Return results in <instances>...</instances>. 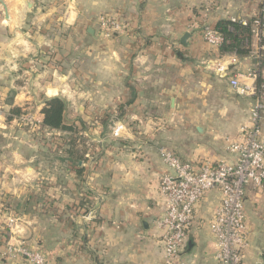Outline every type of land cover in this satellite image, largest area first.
Listing matches in <instances>:
<instances>
[{
  "label": "crops",
  "instance_id": "obj_1",
  "mask_svg": "<svg viewBox=\"0 0 264 264\" xmlns=\"http://www.w3.org/2000/svg\"><path fill=\"white\" fill-rule=\"evenodd\" d=\"M262 3L0 0V264H28L4 255L20 243L41 250L49 264H169L158 224L167 206L161 178L171 172L162 150L197 163L234 162L229 144L252 125L257 97L239 94L230 79L264 80L256 31L249 53L221 54L203 28L233 17L249 22ZM102 14L125 30L107 36ZM53 97L66 101L73 120H91L94 139L85 143L80 171L58 141L44 140L45 132L60 133L42 123ZM32 114L34 125L23 119ZM118 121L125 128L114 137ZM220 200L215 187L199 202L183 263L218 264L210 221ZM11 212L17 221L9 226ZM245 212V264H264V189L248 188Z\"/></svg>",
  "mask_w": 264,
  "mask_h": 264
},
{
  "label": "built area",
  "instance_id": "obj_2",
  "mask_svg": "<svg viewBox=\"0 0 264 264\" xmlns=\"http://www.w3.org/2000/svg\"><path fill=\"white\" fill-rule=\"evenodd\" d=\"M232 20L237 19L233 17ZM98 21L107 36L120 33L126 28L122 21L107 14L99 16ZM254 22V29L264 45V0L261 12L254 18ZM203 38L215 46L224 41L223 35L211 25L204 26ZM230 85L241 95L255 94L257 97L251 109L252 125L244 127L229 144V150L237 154L234 162L220 160L197 163L181 158L172 150L163 149L161 152L164 162L171 168V172L165 173L161 178L160 191L166 198L167 206L163 218L158 222L164 231V255L169 264H185L180 257L186 246L197 206L206 193L215 187L221 191V200L210 221V229L217 241V262L245 264L244 253L249 233L245 197L250 186L264 189V80L251 86L234 77L230 79ZM23 119L33 122L31 115H24ZM124 128L123 122H116L112 135L121 137ZM16 221L15 213H9V226ZM4 255L10 258L22 256L28 264H49L41 250L25 243L8 244Z\"/></svg>",
  "mask_w": 264,
  "mask_h": 264
},
{
  "label": "trees",
  "instance_id": "obj_3",
  "mask_svg": "<svg viewBox=\"0 0 264 264\" xmlns=\"http://www.w3.org/2000/svg\"><path fill=\"white\" fill-rule=\"evenodd\" d=\"M254 19L250 20L246 24L240 21L233 20H221L216 29L223 35L224 41L219 45L220 53L236 52L238 54H246L251 51V37L255 32ZM123 104L120 106L122 107ZM66 101L61 97H53L46 100V104L42 109L43 119L42 123L45 127L51 130L67 131L70 134L64 139V143L61 140L58 141L59 147L62 149L63 154L66 156L69 164L77 171L82 168L79 167V162L84 161L86 151V141H82V137L78 133L84 129V121L74 120L72 123L67 122L66 119ZM12 114H19L18 109H12ZM108 116L103 117V120H107ZM61 139V138H60ZM68 140V143H66ZM83 145V150H80V143ZM81 146V145H80Z\"/></svg>",
  "mask_w": 264,
  "mask_h": 264
},
{
  "label": "rangeland",
  "instance_id": "obj_4",
  "mask_svg": "<svg viewBox=\"0 0 264 264\" xmlns=\"http://www.w3.org/2000/svg\"><path fill=\"white\" fill-rule=\"evenodd\" d=\"M26 113H28V112H22V114H26ZM21 114V113H20ZM31 114V113H30ZM32 116H33V122H32V124L31 125H34V123H36V118L34 117V115L32 114ZM66 119H67V122H69V123H72L74 120H76V121H80V119H74L73 120V118H70L69 116H67V114H66ZM86 120H83L84 121V129H82L79 133H78V135H80L81 137H82V141L83 140H85V141H87V140H89V139H94V137H93V132H91V130H90V126H91V120L90 119H87V118H85ZM60 131V133L59 134H56V135H54L53 133H49V132H45V136H44V140H45V142H46V145H47V142H50V144H52L53 145V141H54V139L56 140V142L57 141H59V140H61L62 141V143H64V139L66 138V137H68V135L70 134L69 132H67V131H62V130H59ZM61 138V139H60ZM66 143H68V140H67V142ZM80 143V142H79ZM80 150H83V145L84 144H81L80 143ZM48 146V145H47ZM52 148V147H51ZM53 207V206H52ZM52 211H53V209H52Z\"/></svg>",
  "mask_w": 264,
  "mask_h": 264
},
{
  "label": "water",
  "instance_id": "obj_5",
  "mask_svg": "<svg viewBox=\"0 0 264 264\" xmlns=\"http://www.w3.org/2000/svg\"><path fill=\"white\" fill-rule=\"evenodd\" d=\"M1 3H3L2 1H1ZM4 4V3H3ZM6 6H5V4H4V8H5ZM90 32L91 33H93V31H92V29L90 28ZM189 37V33L187 32V33H185V35L183 36V38H182V41H183V43H187V41H186V39Z\"/></svg>",
  "mask_w": 264,
  "mask_h": 264
}]
</instances>
